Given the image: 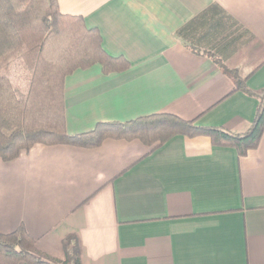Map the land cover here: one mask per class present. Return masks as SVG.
Segmentation results:
<instances>
[{
    "label": "crops",
    "instance_id": "obj_1",
    "mask_svg": "<svg viewBox=\"0 0 264 264\" xmlns=\"http://www.w3.org/2000/svg\"><path fill=\"white\" fill-rule=\"evenodd\" d=\"M57 7L82 17L102 49L130 65L107 76L94 65L64 79L68 134L158 114L233 134L251 126L258 101L241 91L224 98L256 67L246 86L264 92V0H57ZM192 21L199 53L176 36ZM208 50L235 74L202 54ZM69 61L62 53L58 68ZM20 226L39 252L61 261L72 236L81 264H264V130L242 158L203 136H175L153 151L137 140L35 145L0 160V235Z\"/></svg>",
    "mask_w": 264,
    "mask_h": 264
},
{
    "label": "trees",
    "instance_id": "obj_2",
    "mask_svg": "<svg viewBox=\"0 0 264 264\" xmlns=\"http://www.w3.org/2000/svg\"><path fill=\"white\" fill-rule=\"evenodd\" d=\"M194 22L180 29L176 36L199 53L191 34ZM213 27L214 23L209 24L208 30ZM62 53L70 57L64 71L57 66ZM202 54L225 73L235 74V69L228 68L227 61L218 59L212 51ZM94 65L100 66L103 76L124 72L130 66L123 57H111L102 49L100 33L87 29L82 17L61 14L57 0H0L1 161H13L35 145L91 149L107 139L137 140L153 151L175 136H203L213 146L235 149L239 158L260 143L264 130V92H254L246 86L258 67L224 98L241 91L258 101L254 120L242 134H233L222 127H200L195 119L186 121L158 114L125 123H99L89 132L70 135L66 131L64 79L76 70ZM72 240L75 238L70 236L63 241L62 261L52 259L36 249V241L20 226L12 233L0 235V264H81L78 246L76 242L72 246Z\"/></svg>",
    "mask_w": 264,
    "mask_h": 264
},
{
    "label": "rangeland",
    "instance_id": "obj_3",
    "mask_svg": "<svg viewBox=\"0 0 264 264\" xmlns=\"http://www.w3.org/2000/svg\"><path fill=\"white\" fill-rule=\"evenodd\" d=\"M64 56H68V54L67 53H64Z\"/></svg>",
    "mask_w": 264,
    "mask_h": 264
}]
</instances>
